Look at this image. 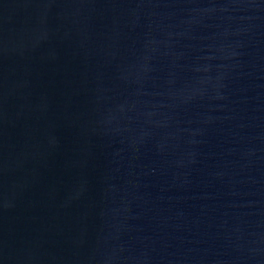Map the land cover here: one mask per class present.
Returning a JSON list of instances; mask_svg holds the SVG:
<instances>
[{"label":"water","instance_id":"obj_1","mask_svg":"<svg viewBox=\"0 0 264 264\" xmlns=\"http://www.w3.org/2000/svg\"><path fill=\"white\" fill-rule=\"evenodd\" d=\"M0 264H264V0H0Z\"/></svg>","mask_w":264,"mask_h":264}]
</instances>
